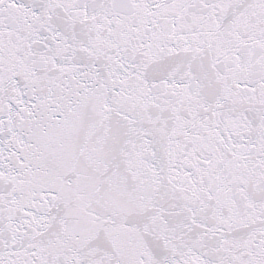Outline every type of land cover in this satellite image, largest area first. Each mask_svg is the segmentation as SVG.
Wrapping results in <instances>:
<instances>
[{"label":"snow or ice","instance_id":"1","mask_svg":"<svg viewBox=\"0 0 264 264\" xmlns=\"http://www.w3.org/2000/svg\"><path fill=\"white\" fill-rule=\"evenodd\" d=\"M0 264H264V0H0Z\"/></svg>","mask_w":264,"mask_h":264}]
</instances>
